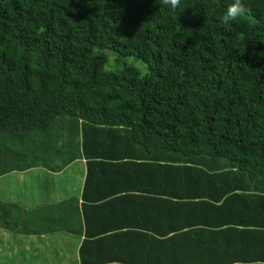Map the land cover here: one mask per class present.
<instances>
[{
    "label": "trees",
    "instance_id": "16d2710c",
    "mask_svg": "<svg viewBox=\"0 0 264 264\" xmlns=\"http://www.w3.org/2000/svg\"><path fill=\"white\" fill-rule=\"evenodd\" d=\"M244 2L224 25L232 0H0V176L42 154L58 171L79 139L86 184L125 182L112 212L143 219L145 252L264 264V0ZM94 49L148 74L105 72ZM13 208L0 202V227L19 231Z\"/></svg>",
    "mask_w": 264,
    "mask_h": 264
},
{
    "label": "crops",
    "instance_id": "0c3cea01",
    "mask_svg": "<svg viewBox=\"0 0 264 264\" xmlns=\"http://www.w3.org/2000/svg\"><path fill=\"white\" fill-rule=\"evenodd\" d=\"M53 143L59 147L57 138ZM78 144L77 149L65 150L64 157L73 156L74 150L79 156L58 171L51 169L62 164L59 156L42 154L43 161L29 169L0 176V202L14 206L12 218H20L22 223L19 231L0 227V253L9 255L6 264H81L84 240L88 242L85 264H176L170 254L157 251L159 246L153 252L144 251L139 236L132 233L141 231L142 218L131 216L120 204L113 214V197L123 192L125 182L113 188L96 178L86 184L87 165ZM115 190L120 192L113 195ZM107 203L111 204L109 210H101ZM126 230L131 232L124 233ZM109 234L119 239L94 244Z\"/></svg>",
    "mask_w": 264,
    "mask_h": 264
},
{
    "label": "rangeland",
    "instance_id": "374dc122",
    "mask_svg": "<svg viewBox=\"0 0 264 264\" xmlns=\"http://www.w3.org/2000/svg\"><path fill=\"white\" fill-rule=\"evenodd\" d=\"M93 52L101 54L106 58V64L104 66L105 72L118 74L123 72L126 68H133L137 71L140 77H144L148 74L147 66L134 57H121L109 50L100 51L94 49ZM7 256H9L7 252L0 253V264H6L8 262ZM23 256L24 255L21 257Z\"/></svg>",
    "mask_w": 264,
    "mask_h": 264
},
{
    "label": "clouds",
    "instance_id": "9594fccd",
    "mask_svg": "<svg viewBox=\"0 0 264 264\" xmlns=\"http://www.w3.org/2000/svg\"><path fill=\"white\" fill-rule=\"evenodd\" d=\"M164 5L170 6L174 11L181 7V0H163ZM248 8L244 0H232V3L227 7L224 15L221 18V22L224 25H231L234 21L246 15Z\"/></svg>",
    "mask_w": 264,
    "mask_h": 264
}]
</instances>
